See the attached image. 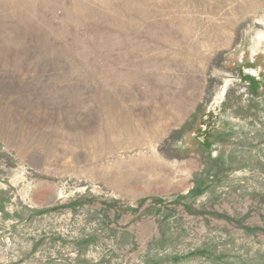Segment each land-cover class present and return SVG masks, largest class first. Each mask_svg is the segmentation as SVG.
<instances>
[{
	"label": "rangeland",
	"instance_id": "obj_1",
	"mask_svg": "<svg viewBox=\"0 0 264 264\" xmlns=\"http://www.w3.org/2000/svg\"><path fill=\"white\" fill-rule=\"evenodd\" d=\"M0 264H264V0H0Z\"/></svg>",
	"mask_w": 264,
	"mask_h": 264
},
{
	"label": "bare ground",
	"instance_id": "obj_2",
	"mask_svg": "<svg viewBox=\"0 0 264 264\" xmlns=\"http://www.w3.org/2000/svg\"><path fill=\"white\" fill-rule=\"evenodd\" d=\"M252 7V6H251Z\"/></svg>",
	"mask_w": 264,
	"mask_h": 264
}]
</instances>
